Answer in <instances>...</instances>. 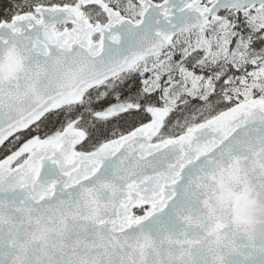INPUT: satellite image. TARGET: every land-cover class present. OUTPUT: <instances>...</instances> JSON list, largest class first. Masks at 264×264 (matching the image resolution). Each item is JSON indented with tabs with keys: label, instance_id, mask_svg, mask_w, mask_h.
I'll return each mask as SVG.
<instances>
[{
	"label": "snow or ice",
	"instance_id": "snow-or-ice-1",
	"mask_svg": "<svg viewBox=\"0 0 264 264\" xmlns=\"http://www.w3.org/2000/svg\"><path fill=\"white\" fill-rule=\"evenodd\" d=\"M0 264H264V0H0Z\"/></svg>",
	"mask_w": 264,
	"mask_h": 264
}]
</instances>
